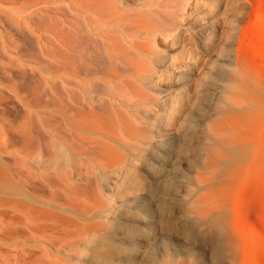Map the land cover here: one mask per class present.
Segmentation results:
<instances>
[{
  "label": "rangeland",
  "instance_id": "374dc122",
  "mask_svg": "<svg viewBox=\"0 0 264 264\" xmlns=\"http://www.w3.org/2000/svg\"><path fill=\"white\" fill-rule=\"evenodd\" d=\"M143 1L123 4L132 24L141 26L137 33L144 39L135 41L151 48L148 109H142L140 125L130 120L133 135L113 127L95 136L99 143L91 150L101 160L68 162L63 152L60 44L53 26L43 34L47 49L26 35L0 42V64L26 69L15 75L19 88L30 86L21 105L34 107V128L46 125L52 137L45 143L54 149L50 158L38 155L34 162L50 168L53 187L38 186L45 192L28 196L8 183L0 185V198L49 208L56 217L40 225L39 238L0 240V264H264L249 225L239 223L240 182L234 181L236 169L247 164V146L264 143V62L249 53L245 63L238 60L245 32L261 19L258 0ZM260 10L264 15V5ZM2 45H9L10 61ZM0 94L13 101L6 87ZM248 109L255 110L253 118ZM61 168V177L51 178Z\"/></svg>",
  "mask_w": 264,
  "mask_h": 264
},
{
  "label": "bare ground",
  "instance_id": "6f19581e",
  "mask_svg": "<svg viewBox=\"0 0 264 264\" xmlns=\"http://www.w3.org/2000/svg\"><path fill=\"white\" fill-rule=\"evenodd\" d=\"M123 3L124 0H0V42L3 45L7 42L6 38L8 41H13V36L16 34L26 35L32 38L37 46H41L44 44V35L47 34L45 32L52 30L53 26L56 38H58L57 44H60V56L57 61L63 85L60 110L63 125V152L65 151L68 162L76 160L82 164L105 158L91 150L92 145L99 143L95 136L113 127H116L114 129L121 134L133 135L130 120L138 123L142 119L140 113L143 116L146 115L142 110L148 105L144 93L147 92L145 90L149 81L152 80L151 74L154 71L150 61L151 48L147 45L148 42L144 44L142 42L145 41H135L136 38L144 39L141 33H137V31L141 32L139 30L141 26L139 27L137 23L132 24L135 20H131L126 14L127 8ZM150 4L153 5L154 0L141 2L143 6H150ZM261 4L263 6L264 2L258 0L256 14L261 19L250 26L242 39L238 51L240 63L246 62L248 53L252 58L264 62V15L260 10ZM56 13L59 14V20L54 18ZM3 45L1 52L5 55L8 53L9 45L6 47ZM44 47H46L45 44ZM7 59L10 61L9 57ZM3 64H0V86L8 89L14 102L0 98V185L9 183L8 185L20 187L28 196L31 193L45 192L38 186L43 190L52 186L49 180L50 168L47 166L35 168L34 162L39 160L35 161L38 155L41 157L47 155L46 158H50L54 149L50 152L49 146H46L45 138L48 136L46 125L42 124L45 126L40 132L34 128L32 114L34 107L29 101L21 105V99L28 100L30 86L28 83L19 88V85L15 83L17 80H15V75L21 72L24 76L26 69L21 64L15 66L13 62L10 64L7 62L8 66ZM248 101L252 102V99ZM19 103L23 113L19 112ZM250 109L247 110V116L253 118L256 112ZM38 124L41 125V123ZM134 125L136 127V124ZM247 147V164L237 168L234 175V181L240 182L237 187V206L241 211L239 223L249 225L256 250L264 252V143L260 142L256 146L248 145ZM36 152H38L37 157ZM56 156L54 155V158ZM66 156H64L65 159H67ZM54 158L51 159L52 163ZM44 160L46 159H43V162ZM62 169L54 173V176L51 175V178L61 177ZM71 169L73 168L69 170ZM35 178L39 181L36 182ZM66 186L68 188V185ZM54 187L57 186L54 185ZM49 193L50 196L53 195L52 192ZM18 200L0 198V240L2 241L18 237L29 241L38 235V233L34 234L42 229L40 228L42 223L56 218L46 212L48 207L45 211L37 210L29 206V203L23 205L25 203L22 204Z\"/></svg>",
  "mask_w": 264,
  "mask_h": 264
}]
</instances>
